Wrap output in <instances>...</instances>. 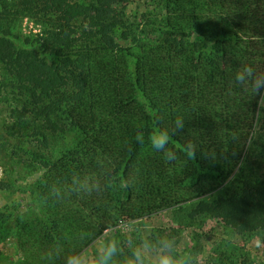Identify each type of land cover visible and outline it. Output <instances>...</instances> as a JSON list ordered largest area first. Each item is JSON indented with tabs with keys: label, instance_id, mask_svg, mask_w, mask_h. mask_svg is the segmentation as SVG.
I'll return each instance as SVG.
<instances>
[{
	"label": "trees",
	"instance_id": "trees-1",
	"mask_svg": "<svg viewBox=\"0 0 264 264\" xmlns=\"http://www.w3.org/2000/svg\"><path fill=\"white\" fill-rule=\"evenodd\" d=\"M193 2L163 1L162 8L173 13L172 23H165L169 36L187 27L179 10ZM217 4L219 0L209 1L213 9ZM58 6L59 0H0V65L22 97L14 126L39 139L47 152L38 155L49 167L36 183L50 211L40 251H48L55 264H66L91 242L88 216L109 215L118 204L121 195L110 178L128 177L157 128L171 134L174 121L183 119V129L170 140L179 149L175 162H184L186 177L203 170L198 134L213 117V104L223 94L237 53L230 37L216 41L205 57L194 56L190 42L175 38L159 37L130 51L115 41L117 31L128 34L126 20L94 4H76L65 14L68 22L82 27L76 32L83 36L80 42L52 28ZM25 18L44 29L21 36L15 25ZM228 19L230 36L242 32L237 17ZM199 28L196 33L204 37ZM106 141L117 143L109 149L110 163L101 159L105 182L87 189L84 162L92 148ZM189 141L196 146L194 158L183 148ZM54 148L61 151L53 158L49 151ZM48 153L52 159H46ZM258 181V173L244 166L236 175L235 190L216 200L220 216L243 233L264 232V194Z\"/></svg>",
	"mask_w": 264,
	"mask_h": 264
},
{
	"label": "rangeland",
	"instance_id": "rangeland-1",
	"mask_svg": "<svg viewBox=\"0 0 264 264\" xmlns=\"http://www.w3.org/2000/svg\"><path fill=\"white\" fill-rule=\"evenodd\" d=\"M163 1L59 0L52 12L54 31L80 42L83 36L76 32L82 27L68 22L65 14L76 4H94L126 20L128 34L117 31L115 41L130 51L148 41L175 38L190 42L194 56L205 57L216 41L230 37L237 53L234 70L224 79L223 94L213 104V117L198 134L205 156L203 170L186 177L184 162L166 160L148 143L126 179L120 175L110 178L121 195L119 202L109 215L88 216L91 242L78 252L86 264H96L98 250L114 241L117 252L110 264H129L133 250L142 242L155 246L168 238L174 241L173 257L184 264H264V232H240L216 208L218 197L235 190L236 175L244 166L258 173V187L264 194V97L234 79L244 66L264 72V0H219L215 9L209 5L212 0H194L192 7L179 10L187 27L170 36L165 23H172L173 13L162 8ZM229 15L237 17L242 32L229 35ZM199 26L204 37L196 33ZM43 29L30 18L15 25L24 37ZM158 33L161 36H155ZM12 83L0 65V264H55L48 251H40L50 211L36 183L49 167L38 155L47 152L39 139L14 126L22 97ZM72 140L70 136L68 141ZM116 143L106 141L91 149L84 162L87 189L105 182L99 170L101 159L110 163L109 149ZM169 148L175 153L179 150L170 142ZM60 151L54 148L49 153L54 158ZM49 153L46 159H52Z\"/></svg>",
	"mask_w": 264,
	"mask_h": 264
},
{
	"label": "clouds",
	"instance_id": "clouds-1",
	"mask_svg": "<svg viewBox=\"0 0 264 264\" xmlns=\"http://www.w3.org/2000/svg\"><path fill=\"white\" fill-rule=\"evenodd\" d=\"M235 82L244 87H250L253 93L260 98L264 97V72H256L251 66L240 68L235 74ZM184 127L183 119L174 121V128L170 134L167 129L157 128L149 137V143L154 151L162 153L166 160L176 158V153L169 148L172 135ZM185 153L194 158L196 146L189 142L183 145ZM174 241L163 238L158 245L142 242L133 250L129 264H184L182 260L175 259L172 255ZM117 247L114 241H108L98 250L96 264H110L112 257L116 254ZM66 264H86L80 254H74L67 258Z\"/></svg>",
	"mask_w": 264,
	"mask_h": 264
}]
</instances>
